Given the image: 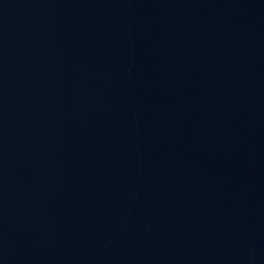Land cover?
Wrapping results in <instances>:
<instances>
[{
    "label": "water",
    "instance_id": "95a60500",
    "mask_svg": "<svg viewBox=\"0 0 264 264\" xmlns=\"http://www.w3.org/2000/svg\"><path fill=\"white\" fill-rule=\"evenodd\" d=\"M0 264H264V0H0Z\"/></svg>",
    "mask_w": 264,
    "mask_h": 264
}]
</instances>
